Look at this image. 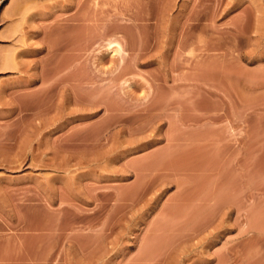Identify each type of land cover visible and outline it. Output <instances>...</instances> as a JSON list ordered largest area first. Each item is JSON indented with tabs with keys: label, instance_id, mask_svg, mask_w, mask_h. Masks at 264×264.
Returning a JSON list of instances; mask_svg holds the SVG:
<instances>
[{
	"label": "rangeland",
	"instance_id": "1",
	"mask_svg": "<svg viewBox=\"0 0 264 264\" xmlns=\"http://www.w3.org/2000/svg\"><path fill=\"white\" fill-rule=\"evenodd\" d=\"M0 264H264V0H0Z\"/></svg>",
	"mask_w": 264,
	"mask_h": 264
},
{
	"label": "bare ground",
	"instance_id": "2",
	"mask_svg": "<svg viewBox=\"0 0 264 264\" xmlns=\"http://www.w3.org/2000/svg\"><path fill=\"white\" fill-rule=\"evenodd\" d=\"M120 46L121 45H119V43H117V42H111L108 49L114 52L115 51V48L116 47H120Z\"/></svg>",
	"mask_w": 264,
	"mask_h": 264
}]
</instances>
